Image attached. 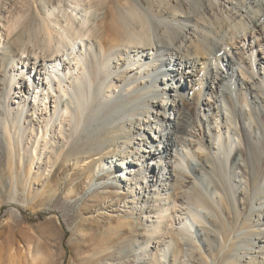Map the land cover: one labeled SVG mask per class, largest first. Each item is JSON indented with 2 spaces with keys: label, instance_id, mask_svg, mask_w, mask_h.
<instances>
[{
  "label": "bare ground",
  "instance_id": "bare-ground-1",
  "mask_svg": "<svg viewBox=\"0 0 264 264\" xmlns=\"http://www.w3.org/2000/svg\"><path fill=\"white\" fill-rule=\"evenodd\" d=\"M39 1L41 5H44V14L36 6L37 15L41 18L36 39L32 35L34 28L30 27L33 21L29 20L25 27L28 34L24 31V33H20V37L17 35L19 38L15 40L16 42L14 41L16 49L9 54L11 69L8 74H10V83L17 82L19 88L18 102L15 101L19 109L13 114L3 112L0 109V115H5L1 118V121L4 122V134L9 145L7 167L10 171L13 164L17 168L22 165L21 150L25 148L30 149V160L33 161L31 164L28 163L29 176L32 174L36 159L43 160L44 155L46 156L48 154L46 152L49 150L52 153L49 160H53V156H62L63 152L56 153V145L65 138L68 128H72V132L76 134L79 128H83V126L95 127V124L99 121V124H107L109 121L106 120L107 117L113 113L112 106L110 107L111 100L121 96L124 92H129L133 82L144 74H150L151 71L159 69L158 62L161 60L157 59L159 50L153 47L155 42L153 38L155 37H153L152 30L155 28L159 30L160 25H156L149 18L152 15H157L155 14L156 10H153L154 8L161 9L163 13H169L176 19L182 17L181 19L187 22L178 30L163 27L160 30L161 32L159 31L158 43L165 45V47L173 46L176 51L173 54L171 53L172 50L168 49L173 67L163 73H174L175 78L179 76L178 78L181 81L185 77L198 80L200 82L197 86L198 91L193 93L200 100L204 89L206 90L204 92L208 93L200 105V119L202 121L203 118L209 120V126L213 130L214 136V142H211V140L210 143L216 147L226 146L222 153L220 150L216 152V154L221 153L223 156L221 161L228 162L238 143L240 144L241 140L245 141L246 137L243 131L236 128L237 118L235 120L232 117L234 107L230 108L223 104L225 103V97L228 95L223 90L226 77L218 76L221 71L219 67L213 68V65L220 64L221 60L224 61L226 56L228 58L226 61L228 64L226 65L234 71L235 61L229 53L234 56L242 71L238 95L242 104L241 109L243 110V107L246 106L248 110L241 121L242 123L244 121V126L256 128L255 115L248 108L249 99L253 98L258 106L263 107V110H258L257 116L264 129V0H202L203 14L200 17L198 15L195 17V23L190 16L193 11L187 0H177L176 3L174 0H145L149 6L146 11L142 8V5L124 6L120 4L118 6L120 11L122 6L125 8L122 12L118 11L119 14L114 13L113 22L115 24L118 22L119 26L117 30L114 29L115 31L112 32L115 37L111 38L112 41L116 42L113 49L115 47L118 49L106 54H104V51H106L104 41L107 39H104V35L99 34V32L93 36V26L97 23L98 13L101 9H96L94 5L87 3V0H73L71 3L73 6L70 8H64L60 1L58 5H52L50 0ZM221 1H225L232 8L227 9ZM99 6H103V2H100ZM216 9L221 11L219 17L217 15L218 18L210 14V11L215 13ZM222 10H225L224 13H222ZM108 16L110 14L106 13L102 23H105ZM23 19V15H17L12 20V26L9 30L14 31L20 28ZM206 19V23L208 22L209 25L208 28L200 24V21ZM188 27L190 29L186 30ZM104 28L103 33H106L108 25L106 24ZM188 31L192 33H188ZM0 35L3 38V34ZM92 36L95 37L98 43H95L96 47L93 44L94 42L92 43L90 40ZM177 39L180 40L177 41ZM35 40L42 47L43 54L37 51L34 44ZM219 41L224 42V44ZM121 46L122 48L119 49ZM223 46L227 48V52L222 48ZM213 48H215L216 54L214 58L210 59ZM91 53L92 58L95 59L100 58L102 54L104 55L101 61L98 59V64L92 65L89 69L88 64L89 57L91 61ZM112 61L114 64L110 65ZM168 66H171V63H168ZM31 68H34V70L32 71ZM115 72L116 75H114ZM186 72L189 75L186 76ZM32 74L35 78L34 81L30 80ZM0 77H2V81L5 80L4 75L1 73ZM129 77H131V81L128 79ZM206 79H211L207 85L205 83ZM26 80L30 81L28 89L22 86V83ZM115 81L128 83L125 85L123 83L122 89L117 91L118 87L113 85ZM167 82H170L169 79L164 77L162 83L160 81L158 85H155L161 88L162 84L163 95H161L162 99L159 102L155 101L158 99L156 97L140 113H134L133 115L125 113L123 116L120 114V116L110 119L112 120L111 124L118 131L124 130V128L127 130V133L123 136V141L111 144L116 148L122 146L123 151L119 154L118 149L117 151L112 148L115 156H110L111 163H106L107 160L98 162L97 165L100 168L98 171L106 169L109 176L112 177L116 170L115 168L112 170L113 159L120 155L121 158L116 160L118 162L121 159L118 166L122 170L123 179L120 176V181L126 182V190L134 191L132 188L134 184V187L140 191L146 192L149 189V194L155 191L152 199H156V202L160 204L157 205L158 208L150 213H153L156 222L146 231L144 241L139 246L143 255L149 256L150 264H171L167 260L169 254H171V248L174 244L179 243L181 245L182 243L183 245V241H188L189 249L187 251L173 250L172 255L191 256L192 260L184 258L172 264H209L208 260L212 256H218L219 253L218 250L216 251L214 243L219 238L223 239L224 242L231 239L230 227L226 221H222L221 210L218 207L219 203L224 205V198L218 190H215L210 200L201 195L200 192H195L192 193V201L187 203L181 201V205H177L176 197L168 193L169 181L177 183L184 195H190V190L195 185L191 181L189 183L180 181L178 177L171 172L169 173V171L165 172L166 168H163L160 163L166 160L172 161L174 157L173 150L179 146L176 145V138L179 135L192 138L180 145V151L177 149L174 157L175 161H173L174 167L177 169H182L186 161L188 166H192L189 159L202 161L203 156L200 152L203 151V148L198 143L196 145L195 140H193L198 136V132L195 131L196 129H190L192 123H190V114L185 108L186 103L183 99L177 101L176 97L178 96L172 95L178 92V85H168ZM186 88L189 87L186 85ZM144 92L143 94H148L150 90H144ZM105 93L108 96L105 97ZM167 95H169L168 98ZM140 96L135 98L140 99ZM181 101L183 104H181ZM230 101L232 102V99ZM121 103L123 102L119 101L116 105L123 110V104ZM26 109H28V114L25 115ZM191 111L193 112V110ZM166 112L170 113L169 117L166 116ZM133 116L137 118L135 120L131 119ZM151 116L153 120L149 118ZM123 119H130L128 120L130 122H127L126 125L128 127L119 125ZM21 125L28 130L27 145L24 148L18 137V134L20 136L22 133ZM261 135L264 139V135L262 133ZM113 139L117 140L119 138L113 136ZM261 144L264 146V140L261 141ZM73 145L74 149L72 150H75V155H80V153L84 155L72 158L69 161L67 159L68 156L70 157L69 152V154L63 155V158L69 161L71 166H76L75 168L83 165L85 169H90L95 152L101 151L108 143H92L90 145L91 149H82L76 143H73ZM132 146H136V150H133ZM238 152L244 154L242 149ZM15 157L16 162L13 161ZM255 157L260 159L256 153ZM233 159L237 169L242 170L248 176V166L239 162L237 157ZM153 161L158 164L155 165ZM151 164L160 168L159 174H162V177L159 174L151 175ZM53 165H57V162ZM258 170L259 167H256L255 172ZM55 172L52 175L53 177ZM240 178L237 181L238 184L243 181ZM254 180L257 181L256 176H254ZM159 182H161L160 185ZM157 185H159V188L156 189ZM240 188L242 187L240 186ZM242 191V201L245 202L247 193L244 192L243 188ZM136 193L138 194V192ZM167 193L169 196L165 198ZM150 201L147 198L144 203ZM161 202H165V204ZM134 204L132 205L137 210V203ZM177 207L182 213L178 215L177 219L174 218L171 222H167V218H173L174 213H179L176 210ZM205 211L207 213L214 211L217 214L212 222L220 232L217 234L215 231L202 229V232H204L202 241L205 240L207 247L202 251V247L196 244V239L193 238V232L196 222L199 223L201 216H205ZM199 235L197 236L199 237ZM252 235L249 248H244V251L246 250L244 255H237L235 258L238 262L241 260L246 261L248 255L253 254L255 249H259L258 252H263L264 231H255ZM229 254L224 256H229ZM36 256H42L40 250L37 251ZM250 259V262L246 264H255V260H252L253 257ZM226 260L227 258L224 259V261ZM235 261H229L227 264H240L235 263Z\"/></svg>",
  "mask_w": 264,
  "mask_h": 264
},
{
  "label": "rangeland",
  "instance_id": "rangeland-1",
  "mask_svg": "<svg viewBox=\"0 0 264 264\" xmlns=\"http://www.w3.org/2000/svg\"><path fill=\"white\" fill-rule=\"evenodd\" d=\"M59 1L62 2L64 8L73 6L71 4L73 0H50V3H52V5H58ZM174 1L176 3L177 0ZM195 1L187 0L193 11L190 16L193 18L194 23L196 22L195 17L197 15L199 17L202 16L204 10V8H202V0L198 2L197 0ZM100 2H103V6H99ZM87 3L94 5L96 9H101L98 13L97 23L93 26V36L99 32V34L102 33L104 35V39H107L104 41L106 50L104 54L118 49L117 47L113 49L116 42L114 40L112 41L113 37H115V34L112 32L115 31L114 29L117 30L119 26L118 22L117 24L113 22L114 13L119 14L118 11H120L118 6L120 4L124 6L134 4L142 5L145 11L149 7L145 0H87ZM221 3L225 4L227 9L232 8L225 1H221ZM36 6H38L39 11L44 14V5H41L39 0H0V34H3V38L0 35V73L3 74L5 78V80L2 81V77H0V109L3 112L6 111L13 114L19 109L18 104H15V101L18 102L19 98L18 83H10V74H8V71L11 69L9 54L16 49L14 41L20 37V33L26 32L25 27L29 20L33 21L30 27L35 29H33L34 32H32V35H34V39H36L35 37L38 35L37 28L41 22V18L37 15V11L35 10ZM124 6L121 7L120 12L123 11V8H125ZM153 10H156L155 14L157 15H152L149 18L156 25H160L159 30L156 28L152 30L153 37H155L153 38L155 40V42L153 41V47L159 50L157 59L161 60L158 62L159 69L151 71L150 74H144L141 78L133 82L129 92H124L121 96H117L111 100L110 107L112 106L113 113L107 117L106 120L110 121H108L107 124H99V121V123L95 124V127L83 126V128H85L83 129L80 127L76 134L72 132V128H68L65 133V138L62 139L61 143L56 145V153L60 154L63 152L62 156H53V160H49L52 154L49 150L46 152V154H48L46 156L44 155L43 160L39 161L36 159L32 174L29 176L28 165L33 163V161L30 160V149L25 148L21 150L23 156L22 165L17 168V166L13 164V168L10 171L7 167L9 145L4 134V122L1 121V118L5 115H0V264H150V260H148L149 256H144L139 246L144 241L146 231L156 222V218H153V213H150L154 211L155 208H158L157 205L160 204L156 202V199H152L155 191L149 194V189L143 192L135 188L134 184L132 185L134 191L126 190V182L120 181V176L121 179H123L121 175L122 170L118 166L121 159L118 162L116 160L117 158H121L120 155L113 159L114 163L112 165V170H114V168L116 170L112 177L109 176L108 170L106 169H101L99 172L98 170L100 168L97 163L106 160V163H111L110 156H115L112 152L113 149H118L119 154L123 151L122 146L116 148L111 144L123 141V136L127 133V130L124 128V130L118 131L113 127L111 124L112 120L110 119H112V117H118L120 114L123 116L125 113L131 115L140 113V111H142L147 104L154 101L156 97H158V99L155 101L159 102L162 99L161 95H163L162 84L161 88L155 85H158L160 81L162 83L164 77L169 79L170 82H167L168 85H178V92L171 93H173L172 95L175 94V97L178 96L176 97L177 101L183 99L186 103L185 108L188 114H190V123H192L190 129H196L195 131L198 132V136L193 138V140H195L196 145L198 143L203 148V151L200 152L201 156H203L202 161L189 159L192 166L189 165V167L186 161L182 169H177L173 164L177 149L180 151V145L192 138L186 135H179L176 138V145L179 146H176L177 148L173 150L174 157L172 161L166 160L160 163L163 168H166L165 172L169 171V173L171 172L174 176L178 177L180 181L186 183L191 181L195 185L190 190V195H184L177 183L169 181L168 193L176 197L177 205H181V201H183V203L192 201V193L195 192H200L201 195L206 196L209 200L215 190H218L222 194L224 205L219 203L218 207L221 210L220 216L222 221H226L230 227L231 239L224 242L223 239L219 238L218 241L214 243L216 251L218 250L219 253L218 256H212L208 260L209 264H227L229 261L234 262L235 260V263L246 264L250 262V258L252 257V260H255V264H264V250L263 252H258L259 249H255L253 254L248 255L246 261L241 260L238 262L237 259H235L237 255H244L246 251H244V248H249L250 240L253 237L252 234H254L255 231H264V146L261 144V141L264 140L261 135V133L264 135V129L262 122L258 120L257 116L258 110H263V107H261V105L258 106L256 102L253 101V98L249 99L248 108L255 115L257 123H255L256 128L253 126L250 128L247 125L244 126V121L242 123L241 120L244 119L243 117L248 109L244 105L243 110L241 109L242 104L238 95V92H240L239 84L242 80L240 66L237 65L236 59H234V56L230 53L229 55L233 57V61H235L234 71L230 70L226 65L228 64L226 63L228 60L226 56L224 57V61H220V64L213 65V68L219 67L221 69L218 74L219 77H226L223 90H225V94L228 95L227 97L224 95L225 103L223 104L230 108L234 107V110H232V117L233 119L235 118V120L237 118L236 128L243 131L246 136L245 141L241 140L240 144L238 143L237 150L235 149L229 161L226 163L222 162L223 156L221 153L226 146L216 147L210 143L211 140V142H214V136L213 130L209 126V120L207 118H203V121L200 119V105L208 93H205L204 89L203 96L200 97V100L194 94L198 91L197 86H199L200 83L198 80L196 81L195 78L192 77H185L181 81V79L178 78L179 76L175 78L176 75L174 73H163L173 67V61L168 49H171V53L173 54L176 53V51L173 46L165 47V45L158 43L159 31L163 27L170 30H178L181 29L183 25L187 24V22L182 20V17L176 19V17L169 13H163L161 9L154 8ZM224 11L225 10H222V13H224ZM106 13H108V15L110 14V16H108L105 23H102ZM220 13L221 11L217 9L215 13L210 11V14L215 18H218ZM19 14L24 16L23 21L25 23L22 21L23 24L17 30H9L12 26V20ZM206 21L207 19L202 20L200 24L208 28L209 25ZM106 24L108 25V31L103 33ZM189 29L190 27L186 30ZM27 32L26 34H28ZM188 33L192 32L188 31ZM93 36L90 38L91 42H94L93 44H98ZM179 40L180 39H177V41ZM219 42L224 44L222 41ZM34 44L36 45L37 51L43 54L42 47L36 40ZM121 48L122 46L119 49ZM222 48L227 52L225 46ZM104 54L98 58L100 59L99 61H101ZM215 54V48H213L210 59L214 58ZM90 55L91 61L89 57V69L92 65L98 64V59L92 58V53ZM113 61L110 65L114 64ZM168 63H171V66H168ZM31 70L33 71L34 68H31ZM216 71L215 69V72ZM187 73L188 72H186V76L189 75ZM114 75H116V72ZM130 78L131 77L128 79ZM34 79V75L32 74L30 80L34 81ZM37 80L39 81L38 78ZM251 80L253 79L251 78ZM208 81L210 82L211 79L205 80L206 85ZM123 83L115 81L113 85H116L118 87L117 91H120L128 82L124 83V85ZM29 85V80L22 83L25 89H28ZM186 85L189 88H186ZM147 88L150 92L148 94H143L145 93L144 90H148ZM92 91L94 92L93 88ZM106 96L108 95L105 93V97ZM137 96H140V99L135 98ZM166 97L168 98L169 95ZM231 99L232 102L230 101ZM119 101L123 102L121 103L123 104V110L116 105ZM181 104H183L182 101ZM191 110H193V112ZM26 114H28V109L25 110V115ZM166 116L169 117L170 113L166 112ZM136 118V116H133L131 119L135 120ZM149 118L153 120L152 116ZM128 120L130 119L121 120L119 125L128 127L126 126L127 122H130ZM239 121L241 122L239 123ZM21 130L22 133L20 136L18 134V137L24 148L27 145L28 130L22 125ZM113 136L119 139L114 140ZM95 142H107L108 145L104 146L101 151L95 152L92 158L94 161L91 163L90 169H85L83 165L77 168H75L76 166L70 165L69 161L72 158L84 155L83 153L75 155V150H72L74 149L73 143H76L82 147V149H91L92 147H90V145ZM132 147L133 150H136V146ZM241 149L244 151V154L238 152ZM218 150L221 152L219 155L216 154ZM69 152L71 158L68 156L69 158L67 157V159H69V161H66L63 157L69 154ZM255 153L259 155L260 159L255 157ZM234 157H237L239 162H242L243 165L248 166V176H246L242 170L237 169L236 163H234ZM15 160L16 157L13 161ZM130 160L128 161L129 163L131 162ZM55 162H57V165H53ZM153 163H155V165L158 164L156 161H153ZM150 167L151 175L154 176V174H159L160 168L158 166H152L151 164ZM256 167H259V170L255 172ZM54 172L55 174L53 177L52 175ZM253 174L256 176L257 181L254 180ZM159 175L162 177V174ZM240 177L243 181L241 184H238L237 181ZM160 184L161 182H159V185ZM159 185L155 188H159ZM240 186L243 188L244 192L247 193L245 202L242 201L243 191ZM136 192H138V194ZM168 193L165 195V198L169 196ZM147 198L151 201L149 203H144ZM132 202L137 203V210L133 207L132 204L134 203ZM161 203L165 204V202ZM176 210L179 211V213H174L173 218H167V222H171L174 218L177 219L178 215L182 213L178 207ZM216 217L217 214L214 211L206 212L205 216H201V221L199 220V223L196 222L193 238L196 239V244L202 247V251L207 249L205 240L202 241V235L204 234L202 229L205 228L212 232L215 231L217 234L220 232L212 222ZM198 234L201 235V238L200 235L199 237L197 236ZM257 240L258 237L256 238V242ZM188 244V241H183V245L182 243L181 245L179 243L174 244L167 260L171 264L184 258L186 260H192L191 256L172 255L173 250L187 251V249H189ZM38 250H40L42 256H36ZM231 250L233 251L229 254ZM225 254H229V256H224ZM225 258H227L226 261H224Z\"/></svg>",
  "mask_w": 264,
  "mask_h": 264
}]
</instances>
